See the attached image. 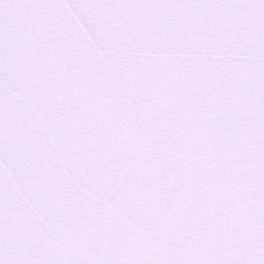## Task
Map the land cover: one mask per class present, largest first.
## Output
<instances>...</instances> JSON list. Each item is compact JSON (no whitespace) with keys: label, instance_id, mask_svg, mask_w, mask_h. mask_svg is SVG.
<instances>
[{"label":"snow or ice","instance_id":"obj_1","mask_svg":"<svg viewBox=\"0 0 264 264\" xmlns=\"http://www.w3.org/2000/svg\"><path fill=\"white\" fill-rule=\"evenodd\" d=\"M0 264H264V0H0Z\"/></svg>","mask_w":264,"mask_h":264}]
</instances>
